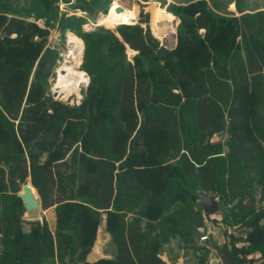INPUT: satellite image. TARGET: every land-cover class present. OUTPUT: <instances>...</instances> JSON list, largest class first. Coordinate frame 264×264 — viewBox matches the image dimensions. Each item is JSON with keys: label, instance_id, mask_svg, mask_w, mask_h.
Instances as JSON below:
<instances>
[{"label": "trees", "instance_id": "16d2710c", "mask_svg": "<svg viewBox=\"0 0 264 264\" xmlns=\"http://www.w3.org/2000/svg\"><path fill=\"white\" fill-rule=\"evenodd\" d=\"M60 1L0 0V264H168L161 252L174 241L207 260L209 242L196 241L201 192L232 206L230 226L252 228L248 253L225 242L220 264L256 252L264 264L252 193L264 196V4L240 0L231 16L207 0L172 5L181 24L169 51L140 25L85 32ZM111 2L76 0L69 11L94 18ZM54 29L85 42L91 85L78 107L49 96L61 61ZM29 178L44 210L55 208L53 228L23 219L17 195ZM103 216L117 256L89 262Z\"/></svg>", "mask_w": 264, "mask_h": 264}, {"label": "rangeland", "instance_id": "374dc122", "mask_svg": "<svg viewBox=\"0 0 264 264\" xmlns=\"http://www.w3.org/2000/svg\"><path fill=\"white\" fill-rule=\"evenodd\" d=\"M31 1L32 0H20V3L25 4L26 2ZM64 1L65 0L60 1V12L62 14H66L67 17L77 16L86 19L85 25H83L85 32L95 31L98 27H104L111 31H116V29L121 25H140L146 31H150L152 37L158 42L159 48L171 51L174 50L178 44L181 19L171 12L170 8L172 5L183 6L201 0H112L108 12L100 13L94 18H91L90 15L83 10L75 11L72 9V11H69V8H71L76 0H72V3L70 4H67ZM207 1L209 5L213 7L218 13L224 15L227 14L228 16H231L232 14L239 15L236 4L240 3V0ZM241 1L243 5L242 7L247 10L263 7L264 4V0ZM114 2H117L119 6L125 9L123 13H133L134 11L136 18L132 21V23L120 22L117 25L101 23V20L109 14ZM161 10H163L168 17L164 15L161 16L159 13ZM85 12L87 15L83 16L82 14ZM43 23V21L38 22V24L44 26ZM201 33L204 34L205 30H201ZM74 38H77L79 42L74 41ZM49 45L52 48L58 49L61 56V61H59V65L56 70V77L52 80L49 96L55 102L64 103L71 107H78L84 100V97L88 93L91 85V77L83 68L86 49L85 42L74 32L67 31L66 34L63 35L61 31L54 29L51 31ZM127 55L128 60L134 62V58L138 55V53L128 48ZM80 74H83V78H80ZM60 81L64 87H61L59 84ZM55 94L59 95L60 98L56 99L54 96ZM221 137V135L215 136L214 141L221 139ZM224 141H226V138L223 139V142ZM252 193L257 197L258 201H261L258 205V208H260L261 211L264 209V196H262L261 192L256 186L252 187ZM198 202H200V199ZM231 207L232 206L230 205L224 208L221 207L220 211L214 215L204 214L205 227L199 229L200 234L196 241L199 246H203L209 242L210 252L208 254L207 260L203 258L205 251L202 248H198L196 250H183L177 241H174L163 248L161 252L162 257L168 264H211V256L213 252H216L221 263L218 249L225 242H227V244L234 251L247 254L248 249L243 243L245 237L244 231L250 232L252 231V228H246L245 230L241 231V228L239 227H235L233 225L230 226L229 223H227L228 220L227 217H225V214L227 216V214L230 213L228 211L231 209ZM51 209H54V207L44 210L42 215V217L44 216L48 222H51L54 213L50 211ZM26 228L29 230L30 226L26 225ZM201 237H204V239L202 240ZM104 247L107 248V251L104 254L109 256L111 255L110 253L114 251L112 258H115L116 247L112 241V238H110L109 242L104 241L102 245L99 246L98 251H100V248ZM251 255H248L246 258H244L243 264H262V255L259 252Z\"/></svg>", "mask_w": 264, "mask_h": 264}, {"label": "water", "instance_id": "95a60500", "mask_svg": "<svg viewBox=\"0 0 264 264\" xmlns=\"http://www.w3.org/2000/svg\"><path fill=\"white\" fill-rule=\"evenodd\" d=\"M125 11V9L121 6H119L116 9V12L118 14H121ZM56 99H59L60 96L55 94L54 95ZM23 202V206L25 209L23 219L25 221H32V222H38L43 220V202L42 199L36 190V188L33 186L31 179H27L26 183L23 185L21 191L17 195ZM200 206L204 210L206 215H214L217 214L220 211V204L218 199L215 196H211L208 194H205L203 192L200 193ZM211 264H220V260L217 257V253L213 252L211 256Z\"/></svg>", "mask_w": 264, "mask_h": 264}, {"label": "crops", "instance_id": "0c3cea01", "mask_svg": "<svg viewBox=\"0 0 264 264\" xmlns=\"http://www.w3.org/2000/svg\"><path fill=\"white\" fill-rule=\"evenodd\" d=\"M216 141H219V140H216ZM54 209L50 210V211L54 212L53 216H52V220H51V222H49L50 226L52 228L55 226V223H56V215H55V211H53ZM26 230H28V229L26 228ZM110 238H111L110 234L106 231V219H105V216H103L101 225H100L99 230H98V236H97V240H96L95 246L92 249V252L90 253V255L88 256V261L89 262H96L97 260L102 259V258H111V259H113L112 257H113V252L114 251H112L110 253L111 255H109V256L104 254L107 251L106 247L100 248V251H98L99 250V246L102 245V243L104 241L109 242ZM115 254L117 256V252Z\"/></svg>", "mask_w": 264, "mask_h": 264}, {"label": "bare ground", "instance_id": "6f19581e", "mask_svg": "<svg viewBox=\"0 0 264 264\" xmlns=\"http://www.w3.org/2000/svg\"><path fill=\"white\" fill-rule=\"evenodd\" d=\"M118 7H119V4L117 2H114L109 14L101 20V23L102 24L109 23L110 25H117L120 22L132 23V21L136 18V14H134V11H133V13L132 12H125L123 14H117L116 9ZM159 13L161 14V16L162 15L167 16V14L163 10H161V12H159ZM74 41L79 42V40L77 38H74ZM80 78H83V74H80ZM59 84L61 85V87H64L61 81L59 82Z\"/></svg>", "mask_w": 264, "mask_h": 264}, {"label": "built area", "instance_id": "2783aa9c", "mask_svg": "<svg viewBox=\"0 0 264 264\" xmlns=\"http://www.w3.org/2000/svg\"><path fill=\"white\" fill-rule=\"evenodd\" d=\"M82 15H83V16H86L87 13L85 12V13H83ZM83 16H82V17H83ZM202 236H204V235H202ZM201 238H202V237H201ZM203 239H204V237L202 238V240H203Z\"/></svg>", "mask_w": 264, "mask_h": 264}]
</instances>
